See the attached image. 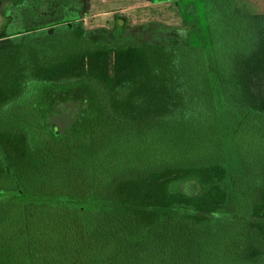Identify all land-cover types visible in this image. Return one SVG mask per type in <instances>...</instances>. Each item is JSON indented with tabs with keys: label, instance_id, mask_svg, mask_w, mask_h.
<instances>
[{
	"label": "trees",
	"instance_id": "obj_1",
	"mask_svg": "<svg viewBox=\"0 0 264 264\" xmlns=\"http://www.w3.org/2000/svg\"><path fill=\"white\" fill-rule=\"evenodd\" d=\"M10 1L48 33L0 46V264H264V14L185 0L183 42L109 43Z\"/></svg>",
	"mask_w": 264,
	"mask_h": 264
},
{
	"label": "rangeland",
	"instance_id": "obj_2",
	"mask_svg": "<svg viewBox=\"0 0 264 264\" xmlns=\"http://www.w3.org/2000/svg\"><path fill=\"white\" fill-rule=\"evenodd\" d=\"M184 10H192V5H187L185 0H79L74 6L75 19L61 28L58 26L57 30L71 24L82 25L88 40L109 43L183 42L188 29L182 14ZM116 27L122 28L119 33H115ZM47 33L46 29L18 32L12 2L0 0V46ZM81 110L82 105L76 102L62 104L52 120L64 129Z\"/></svg>",
	"mask_w": 264,
	"mask_h": 264
},
{
	"label": "crops",
	"instance_id": "obj_3",
	"mask_svg": "<svg viewBox=\"0 0 264 264\" xmlns=\"http://www.w3.org/2000/svg\"><path fill=\"white\" fill-rule=\"evenodd\" d=\"M241 10L250 13L264 14V0H237Z\"/></svg>",
	"mask_w": 264,
	"mask_h": 264
}]
</instances>
